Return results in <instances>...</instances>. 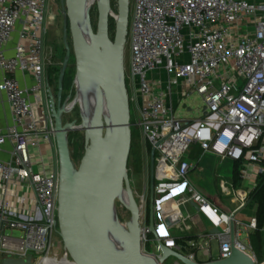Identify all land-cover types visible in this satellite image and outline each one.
Listing matches in <instances>:
<instances>
[{
	"label": "built area",
	"instance_id": "1",
	"mask_svg": "<svg viewBox=\"0 0 264 264\" xmlns=\"http://www.w3.org/2000/svg\"><path fill=\"white\" fill-rule=\"evenodd\" d=\"M50 2L0 0V93L12 119L0 122V264L30 255L31 264H75L68 252L54 253L60 169L55 120L46 102ZM131 6L124 66L137 124L156 149L158 238L180 251L168 230H185L186 218L178 208V214L163 216L164 205L192 200L219 229L210 237L220 241V258L231 254L234 222L236 248L264 264L241 240L234 215L221 212L190 179L198 166L190 157L195 145L264 173V0H131ZM154 71H165L167 80L149 77ZM194 92L204 99L202 117L180 118L175 111L181 97ZM222 190L229 192L226 182ZM141 200L142 210L146 194ZM146 216L142 250L159 260L158 238L151 237ZM151 242L154 251L146 249ZM186 256L196 260L194 253Z\"/></svg>",
	"mask_w": 264,
	"mask_h": 264
},
{
	"label": "water",
	"instance_id": "2",
	"mask_svg": "<svg viewBox=\"0 0 264 264\" xmlns=\"http://www.w3.org/2000/svg\"><path fill=\"white\" fill-rule=\"evenodd\" d=\"M62 1L66 13L67 52L60 85L73 52L77 67L74 84L79 101L82 99L80 124L77 120L63 123L61 110H56L55 104L52 108L60 169L58 234L64 251L76 264H163L169 257L177 258L182 264H254L248 254L236 248L234 222L230 225L232 250L226 258L207 262L190 259L158 238L155 230L156 149H152L150 157L149 229L158 238L162 255L156 260L142 250L141 206L127 167L133 133L124 61L131 0H118L117 17L111 13L112 0H96L99 17L96 29L91 17L95 2ZM111 18L116 21L114 39L110 33ZM68 26L72 47L68 42ZM72 130L85 134V153L78 165L70 148ZM118 201L129 211L130 218L125 222L119 216ZM171 205L173 202L164 205L163 216L169 215ZM31 259L32 255L25 261L8 258L1 264H31Z\"/></svg>",
	"mask_w": 264,
	"mask_h": 264
},
{
	"label": "crops",
	"instance_id": "3",
	"mask_svg": "<svg viewBox=\"0 0 264 264\" xmlns=\"http://www.w3.org/2000/svg\"><path fill=\"white\" fill-rule=\"evenodd\" d=\"M0 95V122L4 125L12 119L5 95L1 93ZM193 148L190 157L197 162L198 166L190 174L193 180L196 179L194 181L201 179L202 182V184L197 182L198 185L196 187L203 195L218 206L221 212L234 215L235 219L240 223L238 227L242 231V235L244 231L246 232L245 241L252 245L258 262L261 263L260 260L264 262V227L261 230V245L259 250H257L252 242V235L255 232V228L250 226L257 220L256 213L258 208V205L250 197L251 193L257 188L259 181L258 174H255L254 166L242 161L238 165L237 172V162L233 159L220 158L212 152L204 153L197 145ZM224 182L228 185V193H223L222 184ZM176 208L186 218L187 228L182 230L178 226L172 227L170 237L174 240L177 238L193 237L192 240H186L185 243H177L180 252L184 255L194 253L196 260L201 262L220 258V241L217 238L210 237L211 234L219 233V229L214 226L207 215L199 211L196 204L192 202L179 204ZM156 220L160 222V217L157 215ZM151 237L156 239V236L153 234ZM214 241L218 243L219 255L217 257L213 256L212 243ZM192 242L196 245L191 247L190 244ZM207 249H210L209 252H207ZM200 251H203L205 256L202 260L197 258Z\"/></svg>",
	"mask_w": 264,
	"mask_h": 264
},
{
	"label": "rangeland",
	"instance_id": "4",
	"mask_svg": "<svg viewBox=\"0 0 264 264\" xmlns=\"http://www.w3.org/2000/svg\"><path fill=\"white\" fill-rule=\"evenodd\" d=\"M94 7L91 11V17L93 18V24L94 28H97L98 24V11H97V1H94ZM113 9L118 10V0H113L112 3ZM132 9V6H131ZM63 7L61 6L60 1L55 0V2L52 4V11L51 15H56L57 19L52 20V24L50 25L49 32L47 34L46 38V51H47V65L50 64V68L55 69L54 65L61 66L63 64L64 58H65V51L63 49L64 45V17L62 15ZM132 19V18H131ZM115 31V30H114ZM111 33L115 36V33L111 31ZM68 42H70V34L68 36ZM72 47V46H71ZM127 49V47L125 48ZM127 56H128V49H127ZM68 70L74 69L75 75H76V63H75V57L70 58L69 64H68ZM1 76V75H0ZM149 77H160L164 81L167 80V74L165 71H154L149 74ZM180 104L176 107L175 114L178 115L180 118H192V119H198L202 117V107L204 105V99L199 95L198 93L194 92L188 96L181 97ZM1 99V95H0ZM176 100H178L177 97H175ZM184 104H188V107L191 106L192 109L188 112L184 109ZM136 110L133 106H131V131L133 130L134 138H132L131 147L132 152L130 151L127 167H128V174L130 178V183L132 184V187L135 191V195L137 200L140 204H142L141 197L146 194V200L147 203L143 202L144 206H142L141 210V217L144 220V215L147 213L149 209V190H150V157H151V150H149V146L147 144V141L144 138L143 133L141 132L140 126H138L139 117L138 113L136 114ZM78 141L79 146H77V150L79 151V155L75 159V163L78 165L82 156L84 155V146H85V134L84 132H72L70 134V146L71 150L74 148V142ZM190 179L192 182L195 183L197 186L198 183L202 184L201 179H197V181H194L196 179H192V175L190 174ZM199 184V185H200ZM202 186V185H200ZM118 212L119 216L121 217V220L123 222L127 221L130 217L129 211L123 204L118 201ZM146 221V219H145ZM172 228L169 229V233H171ZM56 242L54 246V253L56 256L62 257L64 255V248H63V241L61 236L56 235ZM246 232H243L241 240H246ZM212 249H213V256L217 257L219 255V249H218V243L213 242L212 243ZM149 250L154 251V245L151 242L149 244ZM199 260H202L205 258L203 251H200L197 257ZM164 264H182L177 258L169 257L165 260Z\"/></svg>",
	"mask_w": 264,
	"mask_h": 264
},
{
	"label": "flooded vegetation",
	"instance_id": "5",
	"mask_svg": "<svg viewBox=\"0 0 264 264\" xmlns=\"http://www.w3.org/2000/svg\"><path fill=\"white\" fill-rule=\"evenodd\" d=\"M50 11H52V4L55 2V0H50ZM61 3V6L63 7L62 15L64 17V26L66 22V13L64 12V2L62 0H58ZM113 3V0H112ZM53 20H56V15H51ZM111 33V30H110ZM68 34H70V29L68 26ZM112 39H114L113 34L111 33ZM70 42L72 43V35L70 34ZM55 69L50 68V64L46 66V76H45V85H46V102L49 105L50 113L52 115V108L53 104H55L56 110L60 111V117L63 120V123H71L77 120V124L81 123V101H79L78 98V91L77 86L74 84V79L72 82L69 83V76H67V71L64 75V78L62 80V87L60 85V76L62 71V65H54ZM55 120V118H54ZM72 132H83L81 130H72Z\"/></svg>",
	"mask_w": 264,
	"mask_h": 264
},
{
	"label": "trees",
	"instance_id": "6",
	"mask_svg": "<svg viewBox=\"0 0 264 264\" xmlns=\"http://www.w3.org/2000/svg\"><path fill=\"white\" fill-rule=\"evenodd\" d=\"M93 10V9H92ZM117 12V10H115ZM115 25H116V21L114 18H111L110 20V30L112 32H114L115 30ZM114 36V35H113ZM70 45L72 46V43L70 42ZM63 49L65 51V55H66V47H65V43L63 45ZM72 57L74 56V53L72 52ZM67 76H69V83L72 82V80L74 79L75 76V70L70 69L67 71ZM133 133V130H132ZM132 138H134V133L132 135ZM79 142L75 141L74 142V148L73 150V158L74 160L76 159V157L79 155V151L77 150V146H79ZM71 148V146H70ZM149 150L152 151L151 147L149 146ZM132 152V149H131ZM243 160L240 161H236L237 162V172H238V165H240V163H242ZM258 186L255 189L254 192L251 193V198L253 199V201L258 205L257 208V220H256V228H255V232L252 235V242L254 243V246L257 248V250H259V247L261 245V230L264 227V173H260L258 174ZM147 223H150V217H149V209L147 211ZM152 236V235H151ZM193 238V237H192ZM192 238H177L175 241L177 243H185L186 240H192ZM184 245V244H183ZM147 250H149V244L147 245ZM260 262H262L260 260Z\"/></svg>",
	"mask_w": 264,
	"mask_h": 264
},
{
	"label": "bare ground",
	"instance_id": "7",
	"mask_svg": "<svg viewBox=\"0 0 264 264\" xmlns=\"http://www.w3.org/2000/svg\"><path fill=\"white\" fill-rule=\"evenodd\" d=\"M94 1H96V0H91V2H93V3H94ZM80 99H81V98H80ZM81 101H82V99H81ZM169 211H170V213H171V212L173 213V212L175 211L176 214H178V212H177V208H176V204H175V203H174L173 205L170 206ZM65 264H71V263L68 262V263H65ZM75 264H76V263H75Z\"/></svg>",
	"mask_w": 264,
	"mask_h": 264
}]
</instances>
